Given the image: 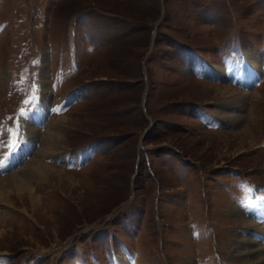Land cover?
<instances>
[{"label":"rangeland","instance_id":"rangeland-1","mask_svg":"<svg viewBox=\"0 0 264 264\" xmlns=\"http://www.w3.org/2000/svg\"><path fill=\"white\" fill-rule=\"evenodd\" d=\"M250 51L264 58V0H0V178L17 175L0 184V264H122L123 249L235 264L256 249L236 234L264 244L259 216H231L264 198V64L249 86L203 72L242 73ZM52 122L63 137L35 175Z\"/></svg>","mask_w":264,"mask_h":264},{"label":"bare ground","instance_id":"bare-ground-1","mask_svg":"<svg viewBox=\"0 0 264 264\" xmlns=\"http://www.w3.org/2000/svg\"><path fill=\"white\" fill-rule=\"evenodd\" d=\"M245 56H246V69L242 73L235 70L236 68L232 69L231 71H227L225 68H223L221 66L213 65V64L204 65L203 66V69H204L203 72L208 77L215 76L216 78H219V79L225 78L224 80H228L231 77H234V78L236 77V78H238L239 81H242L245 84V86H249L250 83L254 79L257 78V76L258 77L260 76V73L262 72L261 70H263L262 68H263V64H264V58L262 57L260 51H250V52H247L245 54ZM246 95H247V93L241 92L238 95H235V97H233L232 100H230V101L226 100V101L219 103L218 104V107H219L218 112L225 111L228 108H229V110H230V108L236 109L237 107H235V106H238V111H241L240 109H241V107H243V105H241V104H243V102H245ZM46 99H48L47 91H46V93H44V99L43 100H45V101H43V103L41 104L40 107L38 106L40 109L39 114L45 113L44 111H46L45 110L46 109L45 108L46 107V101H47ZM231 102H233V103H231ZM230 103H231V105H230ZM238 104H240V105H238ZM238 111L236 112L237 115L232 116L233 118L230 121L233 122V120H240L241 119V116H240L241 113H238ZM224 114H225L224 117L219 116L220 121L223 118L226 119L229 117L226 113H224ZM233 114H234V112H233ZM30 121H29V127H28V134L31 135V139L29 138L28 142L32 143V139H34V141H35V137H36V134L38 132V125L37 124L40 121V118L36 117L31 122ZM56 121H58V120L56 119ZM35 123H37V124H35ZM228 124H230L229 121H228ZM56 125H57V123H55V122L54 123L52 122V124H48V127L50 130H49V132L46 131V135L43 138V144H42V146H43L42 150L43 151H36L35 155L29 160V163L26 165L29 167L31 162L38 161V164L36 166L32 167V172L35 175L41 174V173L43 174L44 172L46 173V171L48 169H50V166L44 163V159L48 158L47 157L48 153H51V154L57 153V151H53V150L56 147L55 146L56 142H58L60 139H62L63 136L57 132V128H55ZM52 129L53 130L55 129L56 131L54 130L55 131L54 132ZM29 146L27 148H25V152L29 149ZM52 147H54V149ZM0 159H1L0 160V168H1L4 164H7L8 159L6 158V155L2 156ZM26 166L21 168L18 171L23 172L24 170H26ZM16 176H17L16 173L8 174V175L4 176L3 178H0V184L5 183V181H7V179H10V178L14 179ZM19 182H20V185H18V191H21L23 189H31L30 188L31 186L25 180L24 181L19 180ZM3 196H4V193L0 194V198ZM4 197H7L6 194ZM259 202L260 201H258V203ZM257 207H259V208H256V210H248L247 208H244V207L235 206L231 209L232 213L231 212H229V213L232 214L231 216L233 217V221L252 224V222L246 217V214L248 216V214H250L251 212H254L257 216H259L260 220H262V222L260 223L261 225L255 224L258 227L257 231L262 230L264 232V201L259 203V205ZM244 232H241V233H244ZM239 235H241V234L238 233V234H236V236H238V237L236 238V236H234V238H233V247H235L236 251L239 248L243 249V247H247L249 245H255L256 249H254L253 251L247 250L245 252V255L247 254V256H248L249 253H254V254L257 253V256L254 257V260H247L246 261L244 259L245 255L243 257L241 256L242 254L241 255H235V256L233 255L231 258V261L233 260L235 262V264H264V244H262L260 241H255L251 238H247V237H244L243 235H241V236H239ZM257 235H258L259 239L262 238L260 234H256V236ZM259 235H260V237H259ZM127 258H128L127 255H126V257L121 256L122 264H127V261H128ZM183 264H194V263L191 260L190 261L183 260Z\"/></svg>","mask_w":264,"mask_h":264},{"label":"crops","instance_id":"crops-1","mask_svg":"<svg viewBox=\"0 0 264 264\" xmlns=\"http://www.w3.org/2000/svg\"><path fill=\"white\" fill-rule=\"evenodd\" d=\"M122 256H125V255H122ZM126 257V256H125Z\"/></svg>","mask_w":264,"mask_h":264}]
</instances>
